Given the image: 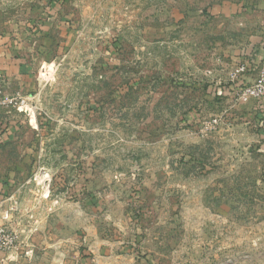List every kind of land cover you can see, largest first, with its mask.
<instances>
[{
    "label": "rangeland",
    "instance_id": "obj_1",
    "mask_svg": "<svg viewBox=\"0 0 264 264\" xmlns=\"http://www.w3.org/2000/svg\"><path fill=\"white\" fill-rule=\"evenodd\" d=\"M1 48L0 260L264 264V0H0Z\"/></svg>",
    "mask_w": 264,
    "mask_h": 264
},
{
    "label": "built area",
    "instance_id": "obj_2",
    "mask_svg": "<svg viewBox=\"0 0 264 264\" xmlns=\"http://www.w3.org/2000/svg\"><path fill=\"white\" fill-rule=\"evenodd\" d=\"M246 69L245 65H241L237 72H243ZM244 96L264 97V70L260 73L255 83L246 88ZM0 104H5L3 93L0 90ZM12 208L6 209L0 215V250L12 251L15 247L17 234L13 232L6 224L10 219Z\"/></svg>",
    "mask_w": 264,
    "mask_h": 264
},
{
    "label": "crops",
    "instance_id": "obj_3",
    "mask_svg": "<svg viewBox=\"0 0 264 264\" xmlns=\"http://www.w3.org/2000/svg\"><path fill=\"white\" fill-rule=\"evenodd\" d=\"M3 64H10L11 65V59L7 58V53L4 52V49H0V73L4 74L7 78H17L18 81L19 80V74L17 69H8V67H3ZM0 125H1V121H0ZM12 132L6 129L5 131H3L2 129H0V144H3L9 140H11V137L13 134H11ZM12 186V183H0V212L1 210H3L4 208H6L7 206V202L9 200V191L10 188ZM0 264H15V262L13 261H6V260H0Z\"/></svg>",
    "mask_w": 264,
    "mask_h": 264
}]
</instances>
